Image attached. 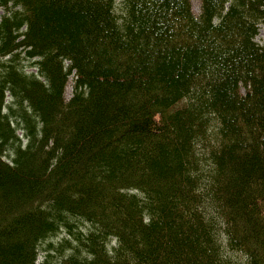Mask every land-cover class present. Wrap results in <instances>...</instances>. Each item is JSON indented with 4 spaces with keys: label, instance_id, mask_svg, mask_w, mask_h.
I'll return each mask as SVG.
<instances>
[{
    "label": "trees",
    "instance_id": "1",
    "mask_svg": "<svg viewBox=\"0 0 264 264\" xmlns=\"http://www.w3.org/2000/svg\"><path fill=\"white\" fill-rule=\"evenodd\" d=\"M0 0V264H264V0Z\"/></svg>",
    "mask_w": 264,
    "mask_h": 264
},
{
    "label": "rangeland",
    "instance_id": "2",
    "mask_svg": "<svg viewBox=\"0 0 264 264\" xmlns=\"http://www.w3.org/2000/svg\"><path fill=\"white\" fill-rule=\"evenodd\" d=\"M192 9L195 13L198 12V4L197 0H192ZM2 8L0 7V15L2 14ZM255 40L258 42H263L264 41V24H260L258 34L255 37Z\"/></svg>",
    "mask_w": 264,
    "mask_h": 264
}]
</instances>
